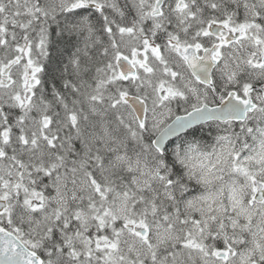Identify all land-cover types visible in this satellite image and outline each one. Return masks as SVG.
<instances>
[{
    "label": "snow or ice",
    "instance_id": "1",
    "mask_svg": "<svg viewBox=\"0 0 264 264\" xmlns=\"http://www.w3.org/2000/svg\"><path fill=\"white\" fill-rule=\"evenodd\" d=\"M0 264H264V0H0Z\"/></svg>",
    "mask_w": 264,
    "mask_h": 264
}]
</instances>
